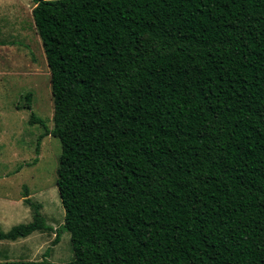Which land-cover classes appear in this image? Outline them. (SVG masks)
Wrapping results in <instances>:
<instances>
[{"label":"trees","instance_id":"trees-1","mask_svg":"<svg viewBox=\"0 0 264 264\" xmlns=\"http://www.w3.org/2000/svg\"><path fill=\"white\" fill-rule=\"evenodd\" d=\"M33 1L73 258L0 264H264V0Z\"/></svg>","mask_w":264,"mask_h":264},{"label":"rangeland","instance_id":"rangeland-1","mask_svg":"<svg viewBox=\"0 0 264 264\" xmlns=\"http://www.w3.org/2000/svg\"><path fill=\"white\" fill-rule=\"evenodd\" d=\"M33 0H0V231L34 220V204L49 228L0 239V261L67 262L73 258L56 185L60 141L29 124L30 112L53 125L49 69L32 18ZM30 94L31 108L24 106ZM38 143V144H37ZM8 175V176H7ZM30 203L24 201V194ZM56 234L58 240L55 241Z\"/></svg>","mask_w":264,"mask_h":264},{"label":"crops","instance_id":"crops-1","mask_svg":"<svg viewBox=\"0 0 264 264\" xmlns=\"http://www.w3.org/2000/svg\"><path fill=\"white\" fill-rule=\"evenodd\" d=\"M34 1H32V3H33ZM35 5V3L32 5V8H33V6ZM8 176V175H7Z\"/></svg>","mask_w":264,"mask_h":264}]
</instances>
